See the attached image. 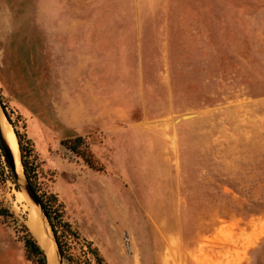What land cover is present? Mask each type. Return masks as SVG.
<instances>
[{"label": "rangeland", "instance_id": "obj_1", "mask_svg": "<svg viewBox=\"0 0 264 264\" xmlns=\"http://www.w3.org/2000/svg\"><path fill=\"white\" fill-rule=\"evenodd\" d=\"M0 116V264L31 202L53 235L26 173L72 261L264 264V0H0Z\"/></svg>", "mask_w": 264, "mask_h": 264}, {"label": "trees", "instance_id": "obj_2", "mask_svg": "<svg viewBox=\"0 0 264 264\" xmlns=\"http://www.w3.org/2000/svg\"><path fill=\"white\" fill-rule=\"evenodd\" d=\"M82 141L83 137L80 134H74L72 136L63 137L61 139V143L72 152L80 155L88 166L98 168L99 165H96V158L94 157L91 150L87 146H84L82 148L79 147V143ZM22 163L25 170V164L23 161ZM26 177L31 184L32 181L27 173ZM39 204L41 205L48 224L51 228L59 254L63 255L68 260V264H80L79 261H72L70 253L65 252L64 247H62V244L66 242L65 237H67V235L70 233L68 222L61 219L60 211L58 210L56 205H51L47 199L39 197ZM57 226L60 228V232H57ZM21 227L23 228L22 242L26 257L35 259L40 264H43L44 262H46V255L44 253V250L38 243L37 239L24 226V224L21 223ZM90 250L94 254L96 264H108L106 261H104L102 256L97 253L94 247Z\"/></svg>", "mask_w": 264, "mask_h": 264}, {"label": "bare ground", "instance_id": "obj_3", "mask_svg": "<svg viewBox=\"0 0 264 264\" xmlns=\"http://www.w3.org/2000/svg\"><path fill=\"white\" fill-rule=\"evenodd\" d=\"M0 131L2 133L4 140L8 144V146L12 152L13 158H14V169H12V170H14L15 172H20L22 167L20 166L19 161H18L19 149H18V143H17L15 133L11 129L10 125L1 116H0ZM17 176L19 178H21V180H22V178H23L22 172H21L20 176L19 175H17ZM27 198L28 197H26V199ZM35 207H34L33 203L31 202L30 214H28L29 220H27L29 228H30L31 232L33 233V235L38 240V242L41 244V246L45 249L46 256H47V264H62L59 262V260L57 262V257H56L57 252L55 250L54 241L43 230V226H42L41 221L38 217V214L36 212ZM28 215H27V217H28ZM42 220H43V224H44L46 231L48 233H50L46 220L43 219V217H42Z\"/></svg>", "mask_w": 264, "mask_h": 264}, {"label": "water", "instance_id": "obj_4", "mask_svg": "<svg viewBox=\"0 0 264 264\" xmlns=\"http://www.w3.org/2000/svg\"><path fill=\"white\" fill-rule=\"evenodd\" d=\"M0 146H1V149H2V152H3V155L6 159V162L9 166L10 169H14V158H13V155H12V152L8 146V144L6 143V141L4 140L3 136H2V133L0 131ZM24 189L27 193V195L36 203L39 205V207L41 208V205L39 204V198L37 196V194L35 193L34 189L32 188V186L25 180L24 182ZM42 210V209H41ZM42 216L45 217V214L42 210ZM46 220V219H45ZM47 222V225H48V221L46 220ZM52 239L54 241V244H55V247L57 249V246H56V243H55V240H54V237L52 235ZM58 251V249H57ZM59 253V252H58Z\"/></svg>", "mask_w": 264, "mask_h": 264}, {"label": "crops", "instance_id": "obj_5", "mask_svg": "<svg viewBox=\"0 0 264 264\" xmlns=\"http://www.w3.org/2000/svg\"><path fill=\"white\" fill-rule=\"evenodd\" d=\"M88 90L92 93V95H95V93H96L97 91H99V90L97 89V85H96L95 83H93L92 85H88ZM62 123L64 124V126H65L66 128H68V129L70 130L68 136H72V135H74V134H79L78 131H80V130L77 131V130L74 129V127H71V125H67V124H65L64 122H62ZM81 129H82V128H81Z\"/></svg>", "mask_w": 264, "mask_h": 264}]
</instances>
